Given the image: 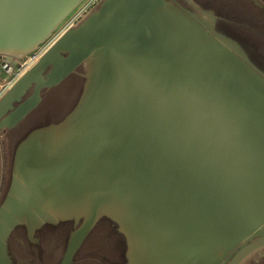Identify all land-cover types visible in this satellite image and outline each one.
Segmentation results:
<instances>
[{
    "label": "water",
    "instance_id": "95a60500",
    "mask_svg": "<svg viewBox=\"0 0 264 264\" xmlns=\"http://www.w3.org/2000/svg\"><path fill=\"white\" fill-rule=\"evenodd\" d=\"M83 2L0 0V54L27 56ZM231 18L198 0H97L0 94V264L25 261L11 239L42 254L47 224L71 228L44 264H73L106 223L112 264L264 257V56L218 28ZM71 78L74 107L23 136Z\"/></svg>",
    "mask_w": 264,
    "mask_h": 264
},
{
    "label": "rangeland",
    "instance_id": "374dc122",
    "mask_svg": "<svg viewBox=\"0 0 264 264\" xmlns=\"http://www.w3.org/2000/svg\"><path fill=\"white\" fill-rule=\"evenodd\" d=\"M205 4L206 7L214 8L220 15H228L233 18L234 22H227L220 20L218 22V28L233 37L244 42L248 46H252L257 55L264 56V12L257 5L253 4L249 0H198ZM249 1V2H248ZM259 9V10H257ZM67 19L65 23L69 21ZM248 23L249 27H245L242 24ZM65 23L63 24L65 26ZM62 25V26H63ZM255 27L261 32V37L252 31ZM254 29V28H253ZM3 77V75L1 76ZM81 89L77 81L74 78L68 80L63 86L59 88L52 98L45 102L44 106L38 110L32 119L23 124L20 129L22 135L24 136L28 130L31 128L47 123L49 121L58 120L60 117L68 113L75 105L78 100ZM66 100L65 104L62 105V101ZM52 107H58L56 111H52ZM9 160L11 158V154ZM7 166V165H5ZM5 174L8 171H4ZM0 197V201H1ZM71 227L67 224L60 226L57 237H54L53 230L49 224L45 225L41 231L37 232V236L40 237L41 248L43 253L40 254L39 247L36 244H27L29 250L25 249L19 242H15V239H11L9 242V249L13 255L14 261L24 259L25 261H18L17 264H44V261L56 262L60 258V254L64 249L65 238ZM108 224L101 225L100 229H96L92 232L91 236L88 238L87 242L84 244L82 249L77 253L74 258L73 264H99L97 259L102 260L104 256H108V263L112 264L111 256H116V246L118 242V235H113L108 240L109 242L102 241L100 233L102 230H107ZM15 236H20L22 238H27V232L24 227H17L13 233ZM54 247L53 259L49 260L48 254L50 250ZM89 259H96L94 262H90ZM252 264H264V257L260 259L258 263L254 262Z\"/></svg>",
    "mask_w": 264,
    "mask_h": 264
},
{
    "label": "built area",
    "instance_id": "2783aa9c",
    "mask_svg": "<svg viewBox=\"0 0 264 264\" xmlns=\"http://www.w3.org/2000/svg\"><path fill=\"white\" fill-rule=\"evenodd\" d=\"M97 0H85L78 9L73 12L68 18L69 21L65 23V26H61L58 31L52 36L50 40L41 44L36 50L28 54L27 56L17 59L14 61L13 58L0 54V65L3 75L2 82H0V94L9 86L11 83L19 77L30 65H32L38 57L43 53V51L49 46V44L59 36L67 27L79 19ZM67 18V19H68Z\"/></svg>",
    "mask_w": 264,
    "mask_h": 264
}]
</instances>
